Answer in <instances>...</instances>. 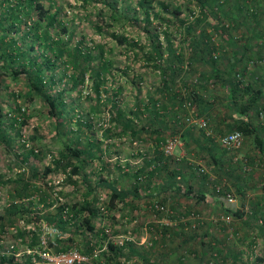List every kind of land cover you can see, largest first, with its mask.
I'll list each match as a JSON object with an SVG mask.
<instances>
[{
  "label": "rangeland",
  "instance_id": "rangeland-1",
  "mask_svg": "<svg viewBox=\"0 0 264 264\" xmlns=\"http://www.w3.org/2000/svg\"><path fill=\"white\" fill-rule=\"evenodd\" d=\"M157 1L181 4L182 11L179 17L192 20L193 15L188 9L186 10L194 7L191 1L152 0L155 10L160 9L159 5L155 4ZM108 2L116 4L125 17L114 22L112 27L107 25L109 8L105 0L44 1L46 7L52 6V11L58 8L59 19L67 28L65 33L61 31L60 26L51 28L52 34L61 36L64 41L72 34V44L80 41L84 49L92 50L93 55L97 54V46L101 45L104 50L103 59L110 62L107 79L99 88V97L93 89L92 71L87 69L84 83L75 89L72 88L71 81L61 73L65 70V73L70 74L73 69L63 65L56 68L61 72L55 77L56 82L52 92L66 90L64 102L72 113L69 116L71 119H61L62 124L58 127L59 131L65 129L66 134L60 133V137L55 134L57 123L44 115L45 107L41 98L28 93L27 81L22 74L15 79L9 76L3 77L2 85L5 87L0 95V112L3 121L9 123L14 116L7 106V100L8 103L16 100L17 105L25 109L29 116L20 127L19 134H14L13 128L10 130L12 134L9 136L11 142L9 145L0 143V215L13 200L9 194L15 192L14 190L19 186L18 180H27L30 176V166L40 171L44 165L49 164L51 155L54 157L59 152L63 139L72 140L78 135L77 144L89 148L87 151L91 159L88 165L82 168L83 175L79 177L71 175L70 181L77 177L75 184L67 181V174L63 173L29 181L39 190L20 200L14 199L17 202H25L24 208L28 211L17 213L12 224H6L0 229V264L21 262L23 252L30 254L40 250L53 252L52 249L60 244L56 239L62 236L63 232L49 224L44 214L52 210L57 203H81L83 198L90 201L93 195L97 197L99 203H102L100 204L102 208L98 209L94 219V226L98 230L96 236L82 232V228L78 225L79 220H73L70 215L69 217L63 215L69 223L65 231H69L73 238L69 246L78 252L84 247L83 241L92 247L93 255L105 250V244L110 242L119 248V264H142L143 258L156 264H175L180 256H186L185 259L181 258L183 264H207L206 255L210 244L213 248H218V245L226 246L222 250V255L225 260H229L227 264H264V235L259 233L263 225L260 218L255 222L250 217L252 209L258 211V207H262L258 202H262L264 197V157L257 151L255 145L252 146L253 143L247 142L234 152H226L217 140L218 136L224 133L214 131L206 111L200 114L198 104L196 103V107L193 105L194 111L189 110L190 114L195 118L207 117L209 135L214 136L215 142L217 140L216 144L211 146L215 161L213 162L208 153L193 141L184 145L181 138L174 135L180 140L181 147L175 150L173 156H162V162L158 165L168 161L169 169L181 172L180 175L192 184L196 193H203L204 200L195 201L194 197L188 198L180 193L173 194L168 190L155 188L156 183L163 178V174H157L155 171L153 176H148L147 171L154 169L157 164L155 162L147 164L148 158L155 156L158 150L152 140H140L128 135L106 138L103 135L106 128H113L115 125L109 120L113 100H119L121 108L128 113L130 108L135 107L138 96L141 102L144 101L149 95L154 94V88L160 83L161 74L150 61H146L145 54L151 50L149 34L159 32L160 42L165 46L162 39L163 26L157 20L147 24L142 19L141 9L135 13L134 9L137 7L135 0H108ZM131 17H137L138 22L128 20ZM98 27H101V31ZM114 31L126 34L130 40H135L136 48L131 50L127 45H119L110 35ZM20 34L21 32H12V35L22 42ZM187 48L184 47V51H187ZM101 61L98 59L93 61L90 68L97 66L96 64ZM251 68L253 66L248 68L249 72L253 70ZM261 69L264 72V67ZM185 78L186 75H183L180 81ZM175 87L177 91L179 86ZM183 90L180 94L185 97ZM113 91L119 93L115 96ZM215 91L211 89L210 92L215 95ZM260 100L264 102L263 98ZM220 102L218 100V104ZM78 116L92 122V127L83 130L82 135L77 132ZM261 120L263 121L262 117ZM187 126L191 125L185 123V127ZM167 131L165 135L168 137L173 135ZM33 135L36 137L34 138ZM84 136L88 139L85 140ZM39 147L42 149L41 155L23 159L22 155L26 154L27 149L33 148L36 153ZM201 168L203 171H200ZM98 178L111 180L117 187L123 189V192L127 191L123 200L117 201L113 208L105 207V189L97 188L95 194L86 192L85 186L93 188L94 181ZM147 179L151 181L152 188L144 187ZM134 184L143 185V189L140 188L136 196L131 197ZM238 184L241 187L245 186L242 187V194L236 188ZM49 188H52V193L49 192ZM217 188H220L219 191ZM40 190L49 192L51 198L56 200L48 208H41L42 203L38 201ZM228 196L232 198L231 202L227 200ZM28 201L31 203L27 204ZM154 204L162 205L164 209L156 210ZM234 210L242 211L241 218L230 215L227 222L223 221L227 212ZM31 233L37 235L33 250L27 247L32 239ZM210 238L211 241H207ZM198 246L201 248L197 249ZM228 248H231L230 251H236L234 253L239 254L241 258L226 254ZM10 256L12 262L9 260ZM33 260H37L36 254L32 256L31 262ZM84 264L102 263H93L87 257ZM209 264H224V262L219 259V263Z\"/></svg>",
  "mask_w": 264,
  "mask_h": 264
},
{
  "label": "trees",
  "instance_id": "trees-1",
  "mask_svg": "<svg viewBox=\"0 0 264 264\" xmlns=\"http://www.w3.org/2000/svg\"><path fill=\"white\" fill-rule=\"evenodd\" d=\"M44 1L0 0V95L1 90L5 87L2 85L3 77L9 76L15 79L22 74L27 81L28 93L41 98L45 107L44 115L52 118L57 123L55 134L60 137V133L66 134L65 129L58 130L63 121L61 119H71L69 116L72 113L68 109L69 106L64 102L66 90L52 92L56 82L55 77L61 72L56 68L63 65L73 69L70 74L65 73V70L61 73L71 81V86L75 89L84 83L87 69L92 71L93 89L99 97V88L107 79L110 62L103 59L104 50L101 45L97 46L98 52L93 55L91 54L92 50L84 49L80 41L73 45L72 34L68 35V39L65 41L61 36L52 34L51 28L60 26L63 33L67 31V28L59 19L58 8L52 11V6L46 7ZM83 1L87 2L89 0ZM105 1H107V8H109V22L107 25L112 27L114 22L119 21L121 18L125 19V17L120 13L121 9L116 4L108 2V0ZM189 1L194 5L193 8H186L193 15L191 21H188V18L179 17L182 11L181 4L157 1L155 4L159 5L160 9L155 10V6H152V0H135L137 4L134 9L135 13L141 9L143 10L142 19L147 24L157 20L163 26L162 39L165 46L160 42L159 32L150 33L151 50L145 54L146 61H150L157 72L161 74L160 83L154 88V94L149 95L144 101L141 102L138 96L134 104L135 107L130 108L128 113L121 108L119 100H113L109 120L115 125L113 128H106L103 135L106 138L113 136L118 138L121 135H128L140 140H152L158 150L155 156L148 158L147 164L151 162L157 164L154 169L147 171L149 172L148 176H153L155 171L157 174H163V178L156 183L155 188H162L173 194L180 193L188 198L194 197L195 201H203V193H196L192 188V184L180 175L181 172L169 169L168 161L158 165L163 159L159 146L168 137L165 135V131L168 130L173 135L179 136L184 145H188L193 141L195 145L208 153L213 162L215 161L214 154L211 152V146L217 142V140L215 142L214 136L208 135L204 132V129L192 126L185 127V122L181 120L190 113L189 110L194 111V106L197 103L200 114L204 110L207 113L212 111L211 113L217 116L215 124H224V130L220 127L219 133L225 134L238 130L243 137L252 136L257 151L259 153L263 152L264 140L257 133V128L251 124V121L243 117L235 119L231 116L230 118V114L227 116L226 112L231 109L233 113L238 112L248 117L249 112L252 111L256 119H259V123L261 121L264 124V102L260 100L262 97L264 99V93L260 90V87L257 88L264 85V78L261 77L263 74H259L263 72L261 68L264 67V0ZM128 20L134 23L138 22L137 17H131ZM212 21L214 23H211ZM21 24L22 26H20ZM98 29L101 31V27H98ZM12 32H21V39H19L22 42H19L18 38L12 35ZM110 35L119 45H127L131 50L136 48V41L130 40L126 34L114 31ZM184 47H188L187 51H184ZM97 59L103 61L97 63V66L91 69L90 66ZM250 66H253L251 68L253 69L252 76L248 70ZM47 75L48 78H46ZM183 75H186V78L180 81ZM133 83H135L134 80ZM136 84L138 85V82ZM177 85L179 88L176 91L175 86ZM139 88L138 85L137 89ZM181 88L184 89L182 93L184 92L185 97L180 94ZM211 89L217 91L215 95L210 92ZM113 93L116 96L119 92L113 91ZM218 100L223 102L217 106L213 105ZM15 101L12 100L11 103H8L7 100V106L14 114L9 123L3 121L0 112V143L5 146L11 143L9 136L12 132L10 130L13 128V133L19 134L20 127L29 116L26 110L19 107ZM184 101L190 102L192 107L186 109L183 106ZM258 106L260 107L258 108ZM204 116L206 117V115ZM81 117L76 118L77 132L80 135H82L83 130L92 127L90 120H83ZM229 119L232 121L226 127L225 124L228 123L226 120ZM118 127L121 128L118 129ZM261 129L263 130L264 126H261ZM84 138L85 140L88 139L86 136ZM78 140V135L72 140L63 139L57 155L54 157L51 155L50 163L44 165L40 171L30 166V176L27 180L19 179V186L14 190L15 192L9 194L13 200L8 203V206L0 215V229L6 224H12L17 213L28 211L24 208L25 202H17L14 199L20 200V198L28 197L39 190L29 181L32 182L38 177L63 173L67 174V181L73 184L76 183L77 177L71 179V181L69 180L71 175L78 177L83 175L82 168L86 167L91 159L87 151L89 148L78 145ZM221 147L226 150L223 146ZM41 151V147L37 148L36 153L33 148H29L22 157L24 160L28 157L35 158L37 155H41ZM226 152L234 151L226 150ZM229 158L231 159L230 156ZM152 186L151 181L147 179L144 187L148 189ZM142 187L143 185L134 184L131 197L136 196L137 191L140 188L143 189ZM97 188L105 189L104 197L106 196V200L104 202L105 207L108 208H113L117 201H122L125 192H127H123V189L117 187L111 180L102 178L94 181L93 188L88 185L85 186L86 192L91 194H95ZM236 188L242 194V187L238 186ZM49 192L52 193V188H49ZM49 192L40 190L41 194L39 193L38 201L42 203V209L48 208L56 201L51 198ZM94 196L90 201L83 198L81 203H57L52 210L44 214V218L49 224L54 225L63 232L61 233L62 236L56 239V242H60V244L52 249L53 252L67 250L70 248L69 244H72L73 241L70 232L65 231L69 223L63 218V215H70L73 220H79L78 225L82 228V232L85 231L89 235L96 236L98 230L94 226V219L97 216L98 209L102 208V205H100L102 203H99L97 197ZM30 203V201L27 202V204ZM262 208L264 206L258 207V211L252 209L250 217L255 222L260 218L259 220L263 226L260 227L259 233L264 235V209ZM259 209L262 210L259 211ZM257 213L259 214L257 215ZM229 214L231 217L241 218L242 211L234 210L230 211ZM204 233L207 235V231ZM18 234L20 233L18 232ZM31 235L32 239L27 244L29 250H33L37 238L34 233H31ZM207 241H211V238ZM83 246L80 252L89 257V260L93 263L119 264V248L112 243L107 242L105 250L96 255L92 254V247L87 245L85 241H83ZM217 247L213 248L209 244L210 249L208 248L209 251L206 255L207 264L210 262L219 263V259L224 264L228 263L229 260H225L222 255V250L226 246L220 247L218 245ZM228 249L229 251L226 254L241 258L239 254L234 253L236 251L233 252L230 251L231 248ZM34 255L23 252L21 262H14L13 264H30ZM185 257L180 256L175 264H183L181 258L185 259ZM9 260L12 262V256ZM142 264L156 263L143 258Z\"/></svg>",
  "mask_w": 264,
  "mask_h": 264
},
{
  "label": "built area",
  "instance_id": "built-area-1",
  "mask_svg": "<svg viewBox=\"0 0 264 264\" xmlns=\"http://www.w3.org/2000/svg\"><path fill=\"white\" fill-rule=\"evenodd\" d=\"M192 104L190 102L184 101L183 106L186 109H189ZM192 111V109H191ZM262 116V114H261ZM183 122L188 125L197 127L199 129H204L205 132L209 135L210 132L207 130L208 122L204 117H194V115L188 113L185 118L181 119ZM243 135L240 131L234 130L222 136H218L217 140L226 150L236 151L243 145ZM181 147V142L177 136H169L163 142L160 143L159 150L162 152L163 156H173L177 148ZM200 171H203L202 168ZM220 188H217L219 191ZM227 196V194H226ZM229 202L232 201L230 196L227 197ZM154 208L157 210H163L162 205L154 204ZM229 212L224 217L225 222L229 220ZM33 253V252H32ZM37 260L32 261L31 264H81L87 260V256L81 254L76 249H67L65 251L52 252L48 250L35 251Z\"/></svg>",
  "mask_w": 264,
  "mask_h": 264
},
{
  "label": "crops",
  "instance_id": "crops-1",
  "mask_svg": "<svg viewBox=\"0 0 264 264\" xmlns=\"http://www.w3.org/2000/svg\"><path fill=\"white\" fill-rule=\"evenodd\" d=\"M262 78H264V72H262ZM250 75L252 76L253 75V70H251V72H250ZM250 76V77H251ZM260 87V90H262V92L264 93V85H260V86H258L257 88H259ZM215 92H217V91H215ZM263 98V97H262ZM217 100V99H216ZM223 101H221L220 103H222ZM213 105H215V106H217L218 105V102L216 103V104H213ZM260 106H258V108H259ZM255 110V109H254ZM230 111H231V109H230ZM230 111H228V112H226L227 113V116H229V114H230V118H231V116H233V118H241V117H243V118H248L250 121H251V124L253 125V126H255L256 128H257V133L260 135V137L264 140V129L262 130L261 129V126H264V124H263V122H261L260 121V123H259V119H256V117L254 116V113L251 111V112H249V115H248V117H247V115H241V114H239L238 112L237 113H233L232 111L230 112ZM206 114H207V116L209 117V119H210V117H212L211 119H210V123H211V125H212V127L215 129V131L216 132H219L220 130V127H222L223 128V130H224V124H222V125H218V124H215V118L217 117L216 115H214L213 113H210V115H209V113H207L206 112ZM230 121H232V120H226V122H228L227 124H225L226 125V127H227V125H229L231 122ZM253 143V137L252 136H246V137H244L243 138V144L245 143V145H246V143ZM243 146V145H242ZM252 146H254V144H252ZM263 146H264V144H263ZM264 149V148H263ZM261 155L264 157V150H263V152H261ZM238 186L239 187H241V185H239L238 184ZM238 186H236V187H238ZM243 187V186H242ZM245 187V186H244ZM243 187V188H244ZM258 203H261L260 204V206H264V197H262V202H258ZM257 203V204H258ZM264 213V212H263ZM264 215V214H263Z\"/></svg>",
  "mask_w": 264,
  "mask_h": 264
}]
</instances>
